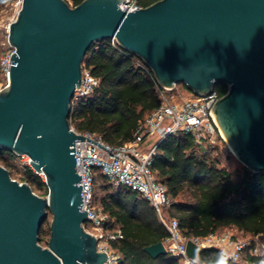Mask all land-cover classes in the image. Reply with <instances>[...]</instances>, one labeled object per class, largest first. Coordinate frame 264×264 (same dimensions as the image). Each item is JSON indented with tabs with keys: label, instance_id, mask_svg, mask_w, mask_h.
Masks as SVG:
<instances>
[{
	"label": "water",
	"instance_id": "1",
	"mask_svg": "<svg viewBox=\"0 0 264 264\" xmlns=\"http://www.w3.org/2000/svg\"><path fill=\"white\" fill-rule=\"evenodd\" d=\"M124 2L22 0L10 24L14 52L0 90V148L29 157L48 195L0 165V264L107 262L85 229L74 147L85 137L69 119L83 60L100 41L113 40L140 59L163 89L183 84L206 96L225 84L212 109L222 138L245 167L264 172V0H159L133 12L121 9ZM49 215L43 247L39 234ZM205 250L187 243L193 261ZM144 251L153 259L167 255L163 242Z\"/></svg>",
	"mask_w": 264,
	"mask_h": 264
},
{
	"label": "trees",
	"instance_id": "2",
	"mask_svg": "<svg viewBox=\"0 0 264 264\" xmlns=\"http://www.w3.org/2000/svg\"><path fill=\"white\" fill-rule=\"evenodd\" d=\"M15 0H0V8ZM76 7L84 0H65ZM159 0H139L148 7ZM117 46V47H116ZM113 40L93 44L83 60L84 68L100 81L89 96L72 102L70 124L79 133L100 137L109 146L133 141L139 121L160 104L157 83L138 65L141 61L124 52ZM5 53L0 47V59ZM142 62V61H141ZM0 73L4 74L0 68ZM225 84L215 85L219 97L227 93ZM17 155L0 148V165L9 170ZM156 181L167 188L170 204L168 218H175L187 238L205 237L235 229L251 236L243 253L247 264H264V172L247 167L230 172L222 165L216 145L201 148L189 135L170 136L159 144L153 157ZM23 181L35 193L48 195L44 180L30 168ZM94 205L109 216L107 226L119 227L124 235L112 248L120 256L118 264H182L169 255L151 258L144 248L168 237L155 209L137 193L115 188L99 170L94 175ZM40 242L44 238L40 237ZM198 264H220V250L206 249ZM228 264V263H225Z\"/></svg>",
	"mask_w": 264,
	"mask_h": 264
},
{
	"label": "built area",
	"instance_id": "3",
	"mask_svg": "<svg viewBox=\"0 0 264 264\" xmlns=\"http://www.w3.org/2000/svg\"><path fill=\"white\" fill-rule=\"evenodd\" d=\"M21 6L22 0L14 1L15 18L12 21L16 19ZM141 8L139 0H125L121 5V9L128 12ZM11 22L5 27L7 32ZM113 45L116 46L117 43L113 41ZM13 52L14 49L7 41V50L0 59V68L6 78ZM138 65L156 82L152 71L143 62L140 61ZM99 85V79L83 66L82 83L75 93L73 102L89 96ZM175 91L176 86L166 90L158 85L161 104L139 121L130 144L109 146L100 137L90 133H79L71 126L72 130L85 137L84 141H76L74 146L77 171L81 175L83 208L88 213V225H85V229L97 238L98 251L108 255L105 264H118L120 256L114 251L112 244L124 238L123 232L119 227L109 228L107 226L109 216L94 205V175L95 171L100 169L115 188L123 187L137 193L155 209L168 232L164 242L167 255L180 258L182 264H198L187 256V243L191 241L199 247L219 249L220 264H247L243 261L247 242L235 239L229 230L205 237L187 238L181 232L178 220L168 218L165 214L164 210L170 204L167 188L156 181L152 171L153 157L159 144L170 136L184 134L191 136L195 144L205 148L207 145H216V139L222 137L212 110L220 98L214 89L206 96L191 92L190 96L185 98L180 93L175 94ZM153 137L157 138V142L148 152H144L141 146ZM87 138L101 143L111 152L99 148ZM262 246L264 247V243Z\"/></svg>",
	"mask_w": 264,
	"mask_h": 264
},
{
	"label": "rangeland",
	"instance_id": "4",
	"mask_svg": "<svg viewBox=\"0 0 264 264\" xmlns=\"http://www.w3.org/2000/svg\"><path fill=\"white\" fill-rule=\"evenodd\" d=\"M13 3L8 4L4 6L3 8H0V47L4 51L7 50V41H8V32L6 31L5 27L15 18V12L13 10ZM6 85H7V78L3 77L0 73V90L4 89ZM178 93H180L185 98V97L190 96L191 91L185 85L178 84L176 86L175 94H178ZM170 94L171 93H169V95ZM156 142H157V138L153 137L147 140L146 143H144L141 146V149L144 152H148L150 147L153 146ZM216 147H218V150L220 152L221 159H222V165L224 167H226L232 173L243 170L244 165L234 156V154L229 149L227 143L223 140L221 136L216 139ZM10 168H11L14 178L18 180L19 182L23 181L21 178L23 177L24 169L26 168L32 169L31 166H29V157L27 156H16L10 162ZM97 170L100 171V169H97ZM39 176L43 180H45L44 175L39 174ZM36 194L41 197H47V195L46 196L43 195L44 191L41 192V195L38 193ZM51 220H52V216L49 215L48 219L44 223L42 230L39 234V237L44 238V242L42 243L40 242V244L43 247H48V241L50 239ZM229 231L233 234L235 239L241 242H248L251 239V236L245 235L242 232H239L235 229H231ZM261 241L262 243H264L263 239H261Z\"/></svg>",
	"mask_w": 264,
	"mask_h": 264
},
{
	"label": "bare ground",
	"instance_id": "5",
	"mask_svg": "<svg viewBox=\"0 0 264 264\" xmlns=\"http://www.w3.org/2000/svg\"><path fill=\"white\" fill-rule=\"evenodd\" d=\"M41 175H43V174L41 173Z\"/></svg>",
	"mask_w": 264,
	"mask_h": 264
},
{
	"label": "crops",
	"instance_id": "6",
	"mask_svg": "<svg viewBox=\"0 0 264 264\" xmlns=\"http://www.w3.org/2000/svg\"><path fill=\"white\" fill-rule=\"evenodd\" d=\"M147 148V147H146ZM151 148V147H150Z\"/></svg>",
	"mask_w": 264,
	"mask_h": 264
}]
</instances>
